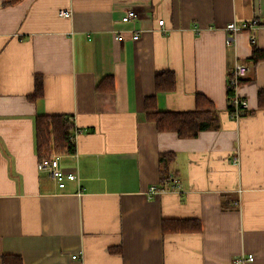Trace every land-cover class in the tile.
<instances>
[{
    "label": "crops",
    "instance_id": "crops-1",
    "mask_svg": "<svg viewBox=\"0 0 264 264\" xmlns=\"http://www.w3.org/2000/svg\"><path fill=\"white\" fill-rule=\"evenodd\" d=\"M5 1L0 264L3 254L24 264H264V60H250L249 32L227 45L225 29L259 19L264 49V0ZM61 9L72 14L61 16ZM129 9L137 16L125 22ZM237 61L249 67L237 88L249 104L241 118L227 108ZM163 70L174 72L176 86L157 92ZM36 74L45 93L32 101ZM110 75L114 89L97 90ZM198 93L214 102L218 129L182 138L146 117L148 96L161 110L185 111L195 109ZM39 114L73 115L81 130L75 152L60 159L80 180L64 189L38 169ZM167 152L176 154L169 169L181 185L150 198ZM192 218L201 220L200 232L163 230L164 219Z\"/></svg>",
    "mask_w": 264,
    "mask_h": 264
},
{
    "label": "trees",
    "instance_id": "trees-1",
    "mask_svg": "<svg viewBox=\"0 0 264 264\" xmlns=\"http://www.w3.org/2000/svg\"><path fill=\"white\" fill-rule=\"evenodd\" d=\"M18 0H8L4 4L16 3ZM253 51L250 60L253 64L264 60V49L258 47L257 40L252 43ZM229 77L230 73H229ZM229 80V79H228ZM244 81L241 79L240 84ZM156 91H171L176 86V77L173 71H158L155 76ZM114 89V79L110 75L103 78L97 84L99 91H111ZM45 93L43 78L40 74L35 77V91L29 96L32 101L43 97ZM227 108L230 114L235 112L232 104L234 88L228 86ZM258 106L264 108V88L258 93ZM146 117L149 121L155 122L157 130L161 132L174 131L179 137L192 138L199 135L201 131L218 129L220 127L219 111L214 102L206 95H196V107L193 110L171 111L161 110L157 106V97L151 95L145 98L144 102ZM76 129L74 116L70 114H39L35 117V138L39 158L49 155L53 151L59 154L73 153L76 146L71 143L70 136ZM78 129V128H77ZM80 130V128H79ZM176 154L167 152L160 154L161 183L175 179L169 169ZM202 222L198 218L192 219H164L163 230L165 232H200ZM2 264H24L23 259L15 254H3Z\"/></svg>",
    "mask_w": 264,
    "mask_h": 264
},
{
    "label": "built area",
    "instance_id": "built-area-1",
    "mask_svg": "<svg viewBox=\"0 0 264 264\" xmlns=\"http://www.w3.org/2000/svg\"><path fill=\"white\" fill-rule=\"evenodd\" d=\"M59 14L61 16H70L72 14L71 9H61L59 11ZM137 16V12L134 9L127 10L126 14L122 17L123 21H129L131 19H134ZM165 20L159 19L158 24L160 26L164 25ZM262 23L259 19H254L250 22H242V23H236L235 21L229 22L225 29L227 33L226 37V43L227 45H231L233 43L235 35L242 31H247L250 33L251 42H255L257 40V32L258 29L261 27ZM134 39H137L139 37V33L135 32L133 34ZM116 39L122 40L123 35L121 33L116 35ZM249 67L246 62L237 61L234 66L230 70V76L228 80V86L234 88V97L232 99V104L235 107V112L231 114L233 118H241L245 115H248L249 112V104L246 99L242 98L237 94V88L240 85L241 79H243L248 72ZM76 127V129L73 131V133L70 136L71 143L76 146V141L78 134L81 130ZM62 155L59 153H56L53 151L49 155H44L39 158L38 162V169L40 172L47 173L52 179L55 180L58 187L61 189H64L67 185L68 181H78L80 180L79 174L76 170H67L63 168L61 165V159ZM233 164H238L239 160L238 158H234L232 160ZM180 181L179 179H173L170 181H167L165 184H152L149 187L148 195L150 198H152L157 193L165 192L169 189H175L178 190L180 187ZM81 188V187H80ZM81 191V189H79ZM73 258H76V256H73ZM248 260H254L253 255L248 256Z\"/></svg>",
    "mask_w": 264,
    "mask_h": 264
}]
</instances>
